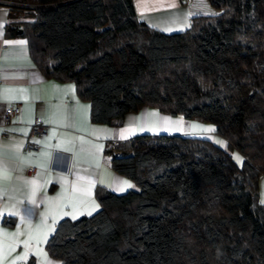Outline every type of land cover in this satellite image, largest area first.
Returning a JSON list of instances; mask_svg holds the SVG:
<instances>
[{"label": "trees", "instance_id": "16d2710c", "mask_svg": "<svg viewBox=\"0 0 264 264\" xmlns=\"http://www.w3.org/2000/svg\"><path fill=\"white\" fill-rule=\"evenodd\" d=\"M11 1L35 66L72 82L91 122L148 105L212 123L240 157L204 136L109 142L110 166L135 188H96L99 208L57 221L48 254L60 264H264V0H209L216 13L171 33L138 20L132 0Z\"/></svg>", "mask_w": 264, "mask_h": 264}, {"label": "crops", "instance_id": "0c3cea01", "mask_svg": "<svg viewBox=\"0 0 264 264\" xmlns=\"http://www.w3.org/2000/svg\"><path fill=\"white\" fill-rule=\"evenodd\" d=\"M132 3L138 20L149 27L165 33L189 27L190 12L180 0H132ZM172 3L176 6L169 7ZM10 17L9 4L0 2V110L9 104L20 105L15 123L5 129L0 127V161L7 165L8 177L0 179V264H40L36 240L31 241L29 248L22 243L28 240L29 234L45 239L47 233L46 242L52 233L49 228L53 219L57 223L64 217L72 218L64 213H73V204L76 217L88 215L93 205H99L96 188L114 193L135 188L131 179L110 166L105 153L109 142L142 134H166L204 136L229 146L226 139L213 131L192 127H207L203 122L195 120L193 124L192 119L169 115L148 105L124 113L112 124L91 122L89 102L78 98L76 91L69 87L74 85L72 82L58 81L41 73L30 56L22 27L17 30V24L10 23ZM36 117L47 125L43 136L29 134L30 124ZM7 129L24 131H4ZM25 140L39 144L40 148L25 150ZM28 166L35 167L36 172L27 174ZM26 181H35V184ZM257 195L264 204V173L258 178ZM14 233L19 235L14 237ZM45 242L39 247L47 252ZM48 257L53 264H60L58 259L49 254Z\"/></svg>", "mask_w": 264, "mask_h": 264}, {"label": "built area", "instance_id": "2783aa9c", "mask_svg": "<svg viewBox=\"0 0 264 264\" xmlns=\"http://www.w3.org/2000/svg\"><path fill=\"white\" fill-rule=\"evenodd\" d=\"M189 10L190 16L196 13H211L217 12L209 2V0H180ZM0 2L5 4H18L17 2L11 0H0ZM20 105L18 103H13L5 106L3 110H0V127L3 129L12 126L15 123V120L19 114ZM47 132V125H45L40 117H36L33 122L30 124L29 134L31 136H43ZM25 150L36 151L40 148V145L32 142L30 140L24 141ZM112 154L118 156L119 152L112 150ZM27 174H34L36 172L35 167L28 166L26 169Z\"/></svg>", "mask_w": 264, "mask_h": 264}, {"label": "snow or ice", "instance_id": "6c2138e0", "mask_svg": "<svg viewBox=\"0 0 264 264\" xmlns=\"http://www.w3.org/2000/svg\"><path fill=\"white\" fill-rule=\"evenodd\" d=\"M168 6H169V7H175L176 5H175L174 3H172V4H169ZM189 15H190V14H189ZM6 43H19V44H23V43H26V42H25V41H17V42L6 41ZM69 87H70L73 91L75 90V86H74V85L69 86ZM192 127H193V128H199V129H201V130H203V131H209V132H210V131H215V128L212 127V126H207V127H205V126H202V125H193ZM4 131L14 132V131H24V130H23V129H7V130H4ZM121 138H126V137L121 136ZM0 143H2V142H0ZM217 143H224V142H223V141H217ZM15 147H16L17 150H18V146H15ZM64 150H65V151H70V149H64ZM237 159L239 160L240 158L237 157ZM0 169L3 170V174H2V176H0V179H7V178H8V177H7V171H6V169H7V165H6L3 161H0ZM25 183H28V184H35V181H26ZM122 183H123L124 185H127L128 187H132V185H131L129 182H127V181H123ZM118 190H119V191H124V188H123V187H118ZM33 195H34V193H33ZM32 203L35 204V199H32ZM98 207H99V205H93V206L91 207V209L87 211V214H88V215H91L92 212L95 211L96 208H98ZM75 211H76V205L73 204V213H64V215H69V216L72 217V219H76L77 217H76V215L74 214ZM13 214L18 215V213H13ZM22 219H23V218H22ZM55 223H56V219L54 218L53 221H52V226L49 228V232L55 230V229H54V225H55ZM12 235L15 237V236H18L19 233H14V234H12ZM46 236H47V233H45V239H39V238L33 237L31 234H29V238H28V240H25V241H23L22 243L24 244L25 248H29L30 245H31V241H32V240H36V245H37V246H36V254L39 255V257H40V264H53V261H51V260L49 259L47 252L43 251V249L39 247L40 244H42V243L45 242V240H46ZM25 255H27V253H26Z\"/></svg>", "mask_w": 264, "mask_h": 264}, {"label": "rangeland", "instance_id": "374dc122", "mask_svg": "<svg viewBox=\"0 0 264 264\" xmlns=\"http://www.w3.org/2000/svg\"><path fill=\"white\" fill-rule=\"evenodd\" d=\"M196 119H192V121H193V124H196V121H195ZM197 122H203V124H206V125H208V126H213V124L212 123H210V122H207V121H201V120H198ZM215 143H217V142H215ZM221 147H223V148H225V149H227L229 152H230V154L232 155V157H233V159L238 163V162H240V159L238 160L237 159V157H239V155L236 153V151H234L233 149H231L227 144H225V143H221V144H219ZM240 158V157H239Z\"/></svg>", "mask_w": 264, "mask_h": 264}, {"label": "water", "instance_id": "95a60500", "mask_svg": "<svg viewBox=\"0 0 264 264\" xmlns=\"http://www.w3.org/2000/svg\"><path fill=\"white\" fill-rule=\"evenodd\" d=\"M16 29L20 31L21 26H20V25H17V26H16Z\"/></svg>", "mask_w": 264, "mask_h": 264}]
</instances>
